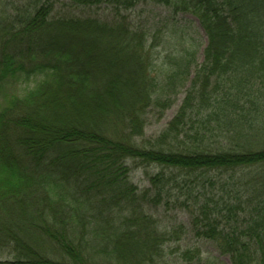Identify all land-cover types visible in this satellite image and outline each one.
I'll return each mask as SVG.
<instances>
[{"label":"trees","instance_id":"16d2710c","mask_svg":"<svg viewBox=\"0 0 264 264\" xmlns=\"http://www.w3.org/2000/svg\"><path fill=\"white\" fill-rule=\"evenodd\" d=\"M182 211L231 264H264V0H0V264L193 259L168 250Z\"/></svg>","mask_w":264,"mask_h":264},{"label":"rangeland","instance_id":"374dc122","mask_svg":"<svg viewBox=\"0 0 264 264\" xmlns=\"http://www.w3.org/2000/svg\"><path fill=\"white\" fill-rule=\"evenodd\" d=\"M142 9L143 11L146 10L144 13L145 15H151L152 13V15L158 17V15L162 13L161 8H159V6H156L155 4H151L147 6L141 5L138 8L139 11H141ZM148 11H150L151 13ZM182 23L184 24V26L187 27L184 28V32L185 33L188 32L192 36H196V38H198L199 40L200 47L198 48L197 59L194 64L196 66L197 62L198 64H201L204 60L203 50L207 45V37L203 29L201 28L199 21L195 19L193 16L184 17ZM180 30H183V28ZM194 73L195 71H193L192 74L186 76L184 86H179L178 91H176L171 95V100L173 101L171 106L165 109L156 108L151 113V117L149 119L151 123L146 129V134L148 136H157L159 133H161L163 128L168 124V122L172 120V118L180 108L183 100H185L188 97L189 90L191 89L192 86ZM155 170L156 169H154V167L145 168V169L138 168L133 173V179L140 187H147L150 184L149 181V178L151 176L150 174H152L153 171L155 172ZM178 218L175 217L174 213H170L169 216L163 218L165 220L164 225L171 228L173 224H176ZM180 219H182L186 224V226L188 227V234L185 235V239L183 234L181 235L180 240L172 242L169 245L168 250L170 251L172 248L175 249L180 248L182 250H186L188 248L194 247L195 248L194 250L199 249L200 253H199V257H194L193 259L185 260L179 256V253L175 252L173 255H171L173 257V261L170 264H231L232 263L231 256L229 254H223L216 242H212L210 240L197 237L195 235V231L193 230V227L191 225L192 222L191 216L190 214H188V212L182 211V213H180V218L178 219V221Z\"/></svg>","mask_w":264,"mask_h":264}]
</instances>
